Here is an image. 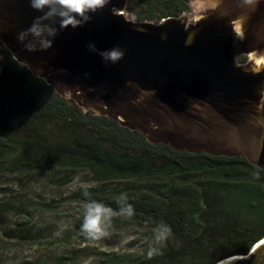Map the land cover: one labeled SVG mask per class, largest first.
Listing matches in <instances>:
<instances>
[{
  "label": "water",
  "instance_id": "water-1",
  "mask_svg": "<svg viewBox=\"0 0 264 264\" xmlns=\"http://www.w3.org/2000/svg\"><path fill=\"white\" fill-rule=\"evenodd\" d=\"M179 1L187 13L154 23L127 19L128 0H109L83 27L59 32L52 48L28 52L17 36L42 13L28 0H0V43L18 65L83 115L115 122L151 146L240 158L264 172V71L248 70L249 53L264 52V0L255 11L224 0L223 16L202 13L207 0ZM241 12L243 41L234 39L228 23ZM89 42L100 51L119 46L125 55L105 66L88 51ZM219 263L264 264V237L247 254L214 264Z\"/></svg>",
  "mask_w": 264,
  "mask_h": 264
},
{
  "label": "trees",
  "instance_id": "trees-1",
  "mask_svg": "<svg viewBox=\"0 0 264 264\" xmlns=\"http://www.w3.org/2000/svg\"><path fill=\"white\" fill-rule=\"evenodd\" d=\"M126 11L137 22L158 23L178 18L188 9L179 0H128ZM0 52V117L15 114L12 131L19 139L1 135L19 149L16 167H47L63 160L68 167L86 169L102 184L143 177L163 183L161 192L151 186L145 196L127 199L134 207L132 217L153 226L166 224L172 231L160 254L142 264H214L247 254L264 237V172L240 158L190 155L151 146L140 134L115 122L83 115L18 65L1 43ZM11 94L19 99L16 105L10 103ZM72 110L73 139L50 141L47 124ZM157 151L167 155L157 157L166 161L160 167L152 165ZM82 197L86 203L95 200L119 211L117 203L102 196L87 193Z\"/></svg>",
  "mask_w": 264,
  "mask_h": 264
},
{
  "label": "rangeland",
  "instance_id": "rangeland-1",
  "mask_svg": "<svg viewBox=\"0 0 264 264\" xmlns=\"http://www.w3.org/2000/svg\"><path fill=\"white\" fill-rule=\"evenodd\" d=\"M125 16L135 21L130 13ZM18 71L21 72L19 68ZM9 90L14 92L12 84ZM11 95L10 103L16 105L19 99ZM72 112L47 124L50 141L73 139ZM14 116L7 112L0 117V264H142L149 259V246L162 248L163 244L154 241L157 226L132 216H114L109 235L98 240L88 239L80 231L86 204L83 195L102 196L111 203H117L121 194L136 199L148 194L151 186L161 192L163 183L159 179L143 177L102 184L86 169L68 167L63 160L47 167H16L19 149L1 135L4 132L19 139L18 133L12 131ZM156 153L152 165L160 167L166 161L157 157L167 155ZM61 179L66 182H57ZM171 181L175 182V178ZM13 234L18 237L11 238Z\"/></svg>",
  "mask_w": 264,
  "mask_h": 264
},
{
  "label": "clouds",
  "instance_id": "clouds-1",
  "mask_svg": "<svg viewBox=\"0 0 264 264\" xmlns=\"http://www.w3.org/2000/svg\"><path fill=\"white\" fill-rule=\"evenodd\" d=\"M108 2L109 0H28L29 7L42 13V15L35 17L31 25L18 34L17 39L28 52L47 51L52 48L53 40L59 32L69 27L72 29L83 27L90 22L91 14L103 10ZM207 3L209 7L200 9L202 13L211 11L221 16L225 15L223 11L224 0H207ZM260 3L261 0H235L237 8L247 11H255ZM244 15L245 13L241 12L229 19V27L235 40L243 41L245 39ZM193 36L194 33L189 35L185 41L186 45L191 44ZM28 37H31L34 42H26ZM86 47L89 52L99 55L105 66L109 63L116 64L125 55L119 46L100 51L94 42H89ZM249 55L252 60L248 70L253 74L264 71V52L253 50ZM85 76L87 77L88 74L85 73ZM260 100L261 104H264V90L260 92ZM127 199L126 194H121L117 200V204L120 206L118 212L102 202L88 201L84 208L83 222L80 228L81 234L92 240H98L109 235L108 228L114 216L131 217L134 215V207L127 202ZM171 235V228L166 224L157 225L154 229V241L157 244H163ZM158 254H160L159 248L149 246L146 253L149 259Z\"/></svg>",
  "mask_w": 264,
  "mask_h": 264
},
{
  "label": "bare ground",
  "instance_id": "bare-ground-1",
  "mask_svg": "<svg viewBox=\"0 0 264 264\" xmlns=\"http://www.w3.org/2000/svg\"><path fill=\"white\" fill-rule=\"evenodd\" d=\"M223 262H225V261H223ZM220 264V263H219Z\"/></svg>",
  "mask_w": 264,
  "mask_h": 264
}]
</instances>
